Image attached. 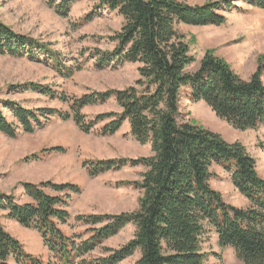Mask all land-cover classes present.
<instances>
[{"label":"trees","instance_id":"trees-1","mask_svg":"<svg viewBox=\"0 0 264 264\" xmlns=\"http://www.w3.org/2000/svg\"><path fill=\"white\" fill-rule=\"evenodd\" d=\"M82 0H50L61 17H68ZM264 10V0H221L191 5L178 0H102L101 5L124 19L121 29L108 40L110 51L92 55L97 70L139 65V78L122 90L91 92L82 97L57 94L36 83L13 86L10 92H35L69 105V111L52 108L28 109L12 100L0 99V133L17 139L34 134L54 118L73 120L85 134L102 126L101 136H113L129 124L131 137L150 145L148 157L85 162L91 178L126 167H142L139 181L127 182L142 192L139 207L120 214L79 215L68 208L81 188L72 183L20 186L29 201L19 203L14 194L0 193V212L23 228L36 231L50 253V261L27 252L23 243L4 227L0 216V264H122L137 252L134 264H208L202 239L213 228L222 248L230 247L243 264H264V178L257 162L241 143H229L215 132L192 122L180 123V98L191 90L193 103L204 102L220 119L239 131L264 127V56L249 80L241 78L224 59L209 50L195 72L188 69L197 60L181 25L194 27L226 24L221 10L241 12L237 2ZM35 48L44 54L45 45L15 33L0 20V55L33 58ZM59 60L56 61V65ZM114 101L121 112L110 111L93 119L86 107ZM5 112L13 121H10ZM62 147L44 148L26 156L24 163L39 162ZM213 166L230 174L236 190L247 199V208L226 203L211 187ZM58 194L53 196L47 190ZM72 220L87 229L69 237L62 230ZM134 225V238L118 249L104 243L125 227ZM99 251V255H94Z\"/></svg>","mask_w":264,"mask_h":264},{"label":"rangeland","instance_id":"rangeland-1","mask_svg":"<svg viewBox=\"0 0 264 264\" xmlns=\"http://www.w3.org/2000/svg\"><path fill=\"white\" fill-rule=\"evenodd\" d=\"M102 0H82L71 9L68 17H61L50 0H0V20L15 33L26 35L46 48L33 58H16L0 55V99L12 100L28 109L52 108L69 111V105L58 99L35 92H10L16 85L36 83L55 93L69 97H82L91 92L110 89L122 90L139 78L137 64H125L118 69L97 70L92 55L95 51L114 48L108 38L118 32L124 19L101 5ZM191 5L221 0H178ZM242 10L220 13L227 18L225 25L194 27L181 25L179 33L190 45V54L197 62L188 71L195 72L201 59L209 50L227 61L244 80L256 71L258 60L264 56V10L238 1ZM59 64L56 65V61ZM263 83H264V77ZM191 90L184 89L180 98V123L192 122L206 130L220 134L229 143H241L257 162L258 174L264 178V127L239 131L218 118L204 103L191 101ZM110 111L121 112L114 101L105 105L86 107L88 119ZM7 118H13L5 112ZM98 126L93 133L85 134L73 120L54 118L45 128L34 134L21 133L9 139L0 133V193L14 194L16 201H29L20 186L23 182L40 184L72 183L81 188L68 208L73 218L79 215L120 214L133 212L139 207L142 192L127 182L139 181L145 171L142 167H126L91 178L85 162L119 158H139L152 155L150 145H140L130 135L125 123L113 136H101ZM62 147L64 152L51 153L39 162L24 163L23 159L44 148ZM214 177L211 187L223 195L226 203L243 207L247 201L234 187L231 176L220 166L211 169ZM57 196L55 192L47 190ZM1 221L10 230V223L0 212ZM12 229V235L21 240L28 253L50 261V253L42 238L33 230ZM71 237L87 228L72 220L62 226ZM7 230V231H8ZM9 232V231H8ZM136 233L134 225L125 227L116 237L104 243L107 248L118 249L131 241ZM203 252L208 254V264H243L235 251L222 248L213 228L209 227L202 239ZM94 255H99L97 251ZM140 258L137 252L122 264H134Z\"/></svg>","mask_w":264,"mask_h":264},{"label":"crops","instance_id":"crops-1","mask_svg":"<svg viewBox=\"0 0 264 264\" xmlns=\"http://www.w3.org/2000/svg\"><path fill=\"white\" fill-rule=\"evenodd\" d=\"M249 206V203H248V201H246V203H245V205L243 206V208H247ZM9 223H10V227L12 228L13 227V229H16V230H19V229H22L21 227H18L16 224H18L17 222H15V221H9ZM5 227V226H4ZM10 228V230H8V228H6V230H8L9 231V233L11 234L13 231H12V229ZM21 241V240H20ZM22 242V241H21Z\"/></svg>","mask_w":264,"mask_h":264}]
</instances>
